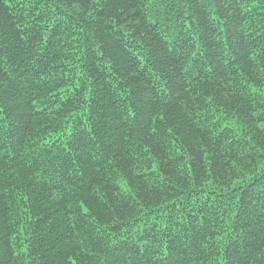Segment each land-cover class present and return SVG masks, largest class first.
Returning <instances> with one entry per match:
<instances>
[{"label":"trees","instance_id":"1","mask_svg":"<svg viewBox=\"0 0 264 264\" xmlns=\"http://www.w3.org/2000/svg\"><path fill=\"white\" fill-rule=\"evenodd\" d=\"M0 264H264V0H0Z\"/></svg>","mask_w":264,"mask_h":264}]
</instances>
